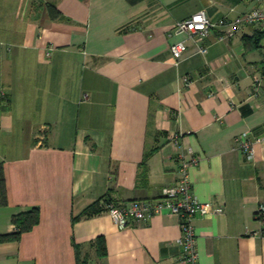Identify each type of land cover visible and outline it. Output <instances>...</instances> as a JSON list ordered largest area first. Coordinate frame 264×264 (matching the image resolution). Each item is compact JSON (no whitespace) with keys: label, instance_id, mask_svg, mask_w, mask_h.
<instances>
[{"label":"crops","instance_id":"obj_1","mask_svg":"<svg viewBox=\"0 0 264 264\" xmlns=\"http://www.w3.org/2000/svg\"><path fill=\"white\" fill-rule=\"evenodd\" d=\"M62 16L52 19L48 4ZM264 0H0V162L15 213L40 221L0 240V264H182L178 215L120 228L98 199L153 200L179 179L223 213L197 214L200 264H264V149L248 160L238 136L264 133V22L234 37L188 39L176 63L175 23L205 9L234 18ZM255 76L260 77L258 88ZM188 77V80H184ZM181 136L175 148L173 137ZM103 237L107 254L100 256ZM79 248V256L78 249Z\"/></svg>","mask_w":264,"mask_h":264},{"label":"built area","instance_id":"obj_2","mask_svg":"<svg viewBox=\"0 0 264 264\" xmlns=\"http://www.w3.org/2000/svg\"><path fill=\"white\" fill-rule=\"evenodd\" d=\"M258 22H264V5H257L234 18H214L209 16L205 9H201L175 23L170 35L181 38L171 42L170 50L178 63L189 51L188 39L193 40L198 52L206 53L208 45L205 44V41L211 36L213 29H217L214 39L225 41L234 37L245 26ZM184 80L187 81L188 77H184ZM259 83L260 77L255 76L254 86L258 88ZM172 140L175 148L180 146L181 136L175 135ZM238 144L247 159L252 160L256 157L257 145L264 149V133L257 138L251 137L248 133H242L238 136ZM198 160V156L189 157L180 153L178 182L175 186L166 189L161 197L153 200H133L126 203L105 201L102 204L120 228L130 226L132 221L148 220L157 213L168 212L178 215L181 236L177 243L181 250V263L200 264L194 217L197 214L223 213V208L216 207L211 202L201 201L194 194L189 169ZM256 215L264 220V206L258 208Z\"/></svg>","mask_w":264,"mask_h":264},{"label":"trees","instance_id":"obj_3","mask_svg":"<svg viewBox=\"0 0 264 264\" xmlns=\"http://www.w3.org/2000/svg\"><path fill=\"white\" fill-rule=\"evenodd\" d=\"M48 9L52 19H58L62 16V11L57 7L55 3H49ZM114 201L110 196H105L98 199L94 204L86 208L80 215L74 216L73 221L79 219L81 216H91L102 210H106V207L102 202ZM9 202L8 199V188L4 172V164L0 162V206H6ZM115 202V201H114ZM12 221L16 225V230L10 233H0V240H7L10 238H15L21 235V233L31 230L40 221V209L39 207H33L30 210L15 213L12 216ZM97 251L100 256H105L107 254L106 242L103 237L97 239ZM79 248L78 256H79Z\"/></svg>","mask_w":264,"mask_h":264}]
</instances>
